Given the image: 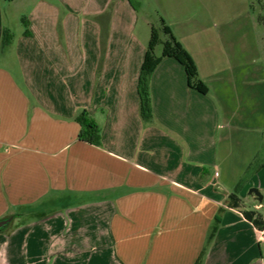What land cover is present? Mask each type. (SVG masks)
I'll return each instance as SVG.
<instances>
[{
    "label": "crops",
    "instance_id": "crops-1",
    "mask_svg": "<svg viewBox=\"0 0 264 264\" xmlns=\"http://www.w3.org/2000/svg\"><path fill=\"white\" fill-rule=\"evenodd\" d=\"M146 1L208 87L163 58L150 122L138 93L150 39L129 0H21L7 48L0 0V215L21 217L0 231L2 264H197L204 250L200 264H264V199L241 186L264 137V19L253 0ZM83 110L102 145L79 139ZM253 178L264 194V159Z\"/></svg>",
    "mask_w": 264,
    "mask_h": 264
},
{
    "label": "trees",
    "instance_id": "trees-1",
    "mask_svg": "<svg viewBox=\"0 0 264 264\" xmlns=\"http://www.w3.org/2000/svg\"><path fill=\"white\" fill-rule=\"evenodd\" d=\"M13 1V0H7ZM131 5L135 10L139 11L142 7V0H129ZM108 14V13H107ZM106 14V15H107ZM109 16V15H107ZM159 16V25L156 26L152 24L151 28V38L148 43L146 55L144 62L142 64L141 73L138 83V93L140 99V112L144 121L150 122L154 117L153 113V99L151 91V81L153 73L159 63L165 57H173L180 61L187 71L189 83L192 87L197 88L203 93L208 92V87L203 83L199 78V72L196 66L195 61L193 60L190 53L186 50L183 44L177 39L172 28L166 22V20L160 15ZM109 18V17H108ZM101 23V48H102V58L105 56L109 31H110V22L102 21L99 18ZM25 26L28 27V23L25 22ZM25 33L29 34V29L27 28ZM15 38V33H13L9 28H4L2 36V47L9 46L13 43ZM163 43V50L161 54L156 53L157 46ZM77 122L80 124L79 139L87 143L100 146L102 145V135L101 129L96 121L89 115L87 110H83L76 117ZM221 219L219 216H216L213 226L211 227V238L213 234L217 231ZM206 249V248H205ZM205 251H203L200 260L197 264L202 262Z\"/></svg>",
    "mask_w": 264,
    "mask_h": 264
},
{
    "label": "rangeland",
    "instance_id": "rangeland-1",
    "mask_svg": "<svg viewBox=\"0 0 264 264\" xmlns=\"http://www.w3.org/2000/svg\"><path fill=\"white\" fill-rule=\"evenodd\" d=\"M3 1H4L3 13L5 17L6 28H9L13 33L17 34L24 28V24L21 18L27 9V6L26 4L22 3L21 0H17V1L3 0ZM152 6L153 5L151 2L147 3L146 0H142V7L139 12L140 15H142V17L139 26L137 28V33L139 35H143L142 37H144L145 39H150L151 37V28H152L151 25L152 24H155L156 26L159 25L158 13ZM251 12L253 15H255V17H257V19L259 18L258 16L264 19V0H253V5L251 6ZM256 28H257V32H264V25L262 23L258 22ZM4 47L7 48L8 45ZM162 50H163V43H160L156 48V53L161 54ZM258 155H259V161L252 162L253 166H251V168L247 170L243 178L244 181L242 182L241 186L245 188L244 189L245 194H248V192H250L252 188L248 186V181H252V179H255L253 177L255 175V170L257 168L258 162L260 163V161L264 159V137L261 145V150L259 151ZM1 217L2 215H0V219ZM3 217H7V216L3 215ZM20 218H21L20 216L18 217L16 216L15 219L5 229L6 232L14 231L16 229V225L19 223ZM0 264H2L1 261Z\"/></svg>",
    "mask_w": 264,
    "mask_h": 264
},
{
    "label": "water",
    "instance_id": "water-1",
    "mask_svg": "<svg viewBox=\"0 0 264 264\" xmlns=\"http://www.w3.org/2000/svg\"><path fill=\"white\" fill-rule=\"evenodd\" d=\"M250 194H254L255 196H257V198L260 201H263V199H264V194L257 187L251 188ZM15 217H16V215L13 214V215L1 218L0 219V231L5 230L9 226V224L15 219Z\"/></svg>",
    "mask_w": 264,
    "mask_h": 264
},
{
    "label": "built area",
    "instance_id": "built-area-1",
    "mask_svg": "<svg viewBox=\"0 0 264 264\" xmlns=\"http://www.w3.org/2000/svg\"><path fill=\"white\" fill-rule=\"evenodd\" d=\"M260 238L264 239V229L260 231Z\"/></svg>",
    "mask_w": 264,
    "mask_h": 264
}]
</instances>
